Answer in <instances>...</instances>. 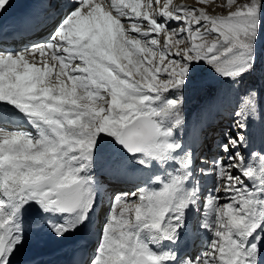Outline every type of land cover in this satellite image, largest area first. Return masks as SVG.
<instances>
[{"label":"snow or ice","instance_id":"6c2138e0","mask_svg":"<svg viewBox=\"0 0 264 264\" xmlns=\"http://www.w3.org/2000/svg\"><path fill=\"white\" fill-rule=\"evenodd\" d=\"M233 5L228 0L227 15H210L204 7L172 0H133L123 7L117 0H71L45 42L32 41L16 53L0 50V105L13 106L37 130L33 137L0 128V210L18 201L14 238L12 217L0 211V264H10L24 242L25 205L65 217L63 224L46 221L57 238L86 225L89 213L103 205L102 190L98 195L88 175L101 134L145 168L153 162L177 167L152 178L159 190L139 187L109 197L90 264H264V153L243 151L249 147L248 118H260L264 98L255 89L242 98L231 129L222 133L224 142L217 137L214 147L223 155L215 159L191 150L177 156L182 145L172 139L184 123L182 93L194 81L196 64L233 81L261 68L264 0ZM9 6L10 0H0V12ZM47 23L30 18L16 34L32 35ZM172 90L176 99L165 108L176 111L165 129L159 118L168 113L153 105ZM257 160L259 168L251 163ZM198 176L215 178L202 204ZM201 207L199 227L212 238L201 252H180L177 241L191 230L186 212ZM164 241L176 247H149Z\"/></svg>","mask_w":264,"mask_h":264},{"label":"rangeland","instance_id":"374dc122","mask_svg":"<svg viewBox=\"0 0 264 264\" xmlns=\"http://www.w3.org/2000/svg\"><path fill=\"white\" fill-rule=\"evenodd\" d=\"M10 1H11L10 4H12L14 2V0H10ZM107 1H110V3H111V0H107ZM120 1H121V3H120ZM120 1L117 0V4L118 5H121V7H122V5L124 6V3L133 2L132 0H128V1L127 0H123V1L120 0ZM101 2H102V5H103V3L106 2V0H102ZM145 2H146V0H141V3H145ZM243 2H244V0H234L233 7L235 6V4H239V3H243ZM106 3L108 4V2H106ZM160 3H163V1L160 2ZM186 3H187V6H189V7H193V6H195V7H204L208 11V13L210 15H227L228 12L230 11V9L228 7V0H204V3L203 4L198 3V0H186ZM172 4L173 5H180V0H172ZM153 7H156V5L154 4ZM104 9L106 10V8H104ZM141 10H143V9H141ZM159 38H160L161 42H163V40L165 39V34L164 33H160L159 34ZM169 43H171V41H169ZM258 50H259V54H260L261 68H258V70L255 73L245 74V75L241 76L239 78V80H237V85L235 86V89L237 90V87L240 86L241 93H239L237 91V99H238V101H237V99H235V101H234V102L237 103L235 105L236 111H237L239 105L242 102V98L244 96H246L247 93L250 90H252V89L257 90L260 93L261 97L264 98V70H262V69H264V32H262V34L260 36L259 44H258ZM225 80H227V79H224L221 76L217 75V73L213 70V68L210 67L209 65H207L206 63L201 62V63L195 65L194 81L182 93V95L184 97V103L182 105L181 111H182V114H183V121H184L185 124L183 123V126H182L183 129L179 127V128H176V129L173 130V137H172V139H174L175 141L179 142L182 145V149L179 152L175 153V155H177V156L183 155L184 152H186L188 150H191L193 152L194 149H196L195 147L193 148L190 144L187 145V143L188 142H191V140L196 139V135L197 134H199V133L201 134L202 133V129L205 126H207V124H208L210 118L213 116V114L217 116L216 119H217L218 124H214V126H213V127H215L216 130L219 129V127L222 128L229 121L233 120V119L226 120L225 117L222 115L224 109L221 108V107H219V106H217V107H219V109H221L223 111H217L216 108L215 109L210 108L211 110H206L205 109L206 106H207V104L213 105V101L218 98V96H219V90L223 86L222 84L224 83ZM245 85H246V87H245ZM217 90H218V92H217ZM213 92H214V94L212 95ZM169 99H176V92H175V90H172V91H170L168 93H165L160 98V100H158L153 106L156 107V108H158V109L165 108L166 101L169 100ZM208 99H210V100H208ZM218 100H219V98H218ZM220 100H221V96H220ZM191 105L195 106L196 107L195 109H198V111L195 112L194 115L188 120V117L190 115V114H188V112H189V107ZM6 107H10V109H11V107H13V106L6 105ZM12 109H14L15 111L17 110L15 108H12ZM165 111L168 114L167 115H164L162 118H159V119L161 120L162 126L165 129H167V128H169L171 126V124L174 121V116L172 115V113H174L176 110L175 109H166L165 108ZM215 111H216V113H215ZM16 112H19V111L17 110ZM195 115H199L200 118L203 117L201 119L199 118L198 120L203 121V119H205L206 122H205V124L204 123H201V125L197 124V127L198 128H195L194 131H192L191 130V124L194 121H196L195 120ZM258 115L260 117L259 118V123H261L259 126L262 129V131L264 132V123H263V119H262L264 117V102L261 103V106H260L259 114ZM249 118H250V116H249ZM28 122H29V120H28ZM29 124L31 125L30 122H29ZM210 124L212 125L213 122L210 123ZM31 128H32V125H31ZM224 128H225V126H224ZM26 129H30V128H23L20 132L23 133V130L26 131ZM210 129H211V126L209 125V128H208L207 132L210 133L212 139L208 141V144L212 143L213 138H216V136L218 135V130L217 131L214 130V132H213L214 134H211ZM10 132H13V131H10ZM17 132H19V131H17ZM25 133L29 134L28 133V130ZM31 133H32V131H31ZM35 136H37V132L36 131H35L33 137H35ZM108 140L109 139L107 138V135H104V134H101V136L98 138L97 144H96V149L94 151V154H97V155H94V157H93V166H92L91 171L89 172L90 174L88 173L89 176L92 177V176H94V175H92L93 172L100 173V171H101L102 175L97 178V182H98V184L100 186H103V185L106 186L107 185V182L108 181L104 178V174H107V177L109 178L110 182L112 180H114L113 178L116 176L117 173H119V175L121 176L120 178L125 179V178H127V175L125 176L123 174V172L126 174V172L128 171L127 169H129V168L132 167V166H130L131 164L129 163V160L132 157L129 156V154L125 151V149L120 144H118L114 138H112V140L110 142H107ZM223 142H224V140H223ZM198 145L199 146H202V142H200V144H197V146ZM214 145L215 144H213V143L211 144L212 151L210 152V154L213 155V156H216V155H218L219 148L218 147H214ZM121 150H123L122 155H118L117 157L115 156V157L112 158L113 155H111V152L113 154H115L117 152L119 153ZM200 150L201 149H197V152L200 151ZM106 152H108V153H106ZM103 153H106V155H100V154H103ZM247 153L249 154V152H247ZM247 153H246V155H248ZM220 155H223V154L220 153ZM200 156L201 155H199V157ZM133 158H136V157L133 156ZM133 160L136 161L137 158L136 159H133ZM197 162H199V159H197ZM259 165H260V162L258 161V165L256 164L255 167L258 168V167H260ZM156 167L159 168L161 166L159 164H156L155 162H153L147 168H145L143 166V171H141V174L143 175V178L145 180H146V177L149 176V173H152V175L150 177L151 184H152V178H154L155 176H160V175H157L160 172L158 171V169H156ZM176 167H177V165H176L175 162H169V163L165 164L163 166V169H161V171L163 170V173H164L163 175L161 174V177H165L166 173L173 171ZM197 167H200V164L199 163L197 164ZM112 168L113 169L116 168L117 173H115L116 171L113 172V169ZM125 170H127V171H125ZM97 173H94V174H97ZM113 173H115V174L113 175ZM135 175L137 176L139 174L137 173ZM197 178L200 180V183H201V192H203V194H204V195H201V204H202L203 197L205 195H207L210 190L214 189V187H215V178L214 177H204V176H198ZM207 179H210V183L209 184L206 183V180ZM92 180H93V177H92ZM128 181H129V179H128ZM130 183H131V180L129 182H127V183L121 184V186H123V187L126 186L127 188L126 189H118L117 188L116 191H119L120 193H122V192H125V191H128V190L130 191L132 188H134V186H143V187H146V186H144L145 185V181H143L140 184H135V185L130 184ZM204 183L206 184V186H205ZM109 185H113V184H109ZM109 185H107V186H109ZM153 185H155V188H158V189L150 188L148 186L149 189L159 190L160 185L154 184V183H153ZM248 186H250V185H248ZM100 190L107 192V190L105 188H100L98 190V194H101L100 193ZM110 191L111 190H108V192H110ZM119 192L113 193V194L109 195V197L110 196L111 197H114L116 194H119ZM110 193H112V191ZM107 194L108 193H106L103 198H105L107 196ZM0 199H1V195H0ZM104 201H105V199H104ZM110 202L111 201L109 199V201L107 203V206H105L103 208L102 213L97 218V222H98V229L97 230H99L100 228H102V227H100V223L102 221L103 222H102V225L101 226H103V223H104L105 217L107 215V211H108V205H109ZM6 203H7V200H6ZM12 205H13V202H12L11 206H9V207H12ZM25 208L28 209V210H26V211L24 210L25 212L22 213L23 214V217H25V215H26V217H28V216L30 217V216L35 215V212H40L39 209H38V207L34 203L29 204V208L26 205ZM194 210L195 209H193V208H189L187 210V212L190 215L188 216V218H186V220L187 219L193 220L194 229L198 232V235L199 236H203L204 237V242L208 240L207 241V243H208L211 240V238H212L211 237V234L208 233V232H206V231L201 230L200 227H199V222H198V221H200L202 219V214L201 213H202L203 209L201 207V211L200 212H197L195 210V214L190 213V212H193ZM56 216H58V215H56ZM186 217H187V213H186ZM82 227H83V224H82ZM82 227L80 228V230H78L77 233H75V232H69V233H67L63 238H69V239H67L65 241L58 242L57 244L60 245V244L65 243V242L66 243L69 242L68 240L72 239L76 234H78L79 232L82 231V229H83ZM145 231L148 233L147 230H145ZM99 232L100 231H97V233H99ZM42 235L44 237H46L44 240H45V242H48V246L50 244H53V243H55V242H57L59 240L58 238L55 237V234H53V233H49V234L43 233ZM198 235L196 233L195 236L198 237ZM146 238H148V237L146 236ZM181 238H183V237L181 236ZM200 238L201 237H198V239H200ZM205 238H208V239H205ZM30 239H32V237ZM145 241L147 242V239H145ZM27 242H28V238H27V241L24 244H22V245L19 246V249H21V246H27L28 248H30L31 250H33V251H30L29 252V254H34L33 256L27 255L28 257H31V258H33L34 256H36L35 254L38 253L40 250H43L44 248H46L45 243L43 244V241H41L40 243L37 242V244L35 242H33L32 240H30L28 244H27ZM169 244L170 243L168 241H164L162 243L163 246H167ZM177 244H178V241H177ZM153 245L155 246V248L159 252L160 251L159 250V247H157V245H155V243L149 244V247L151 248V250L156 251V249H154L152 247ZM205 246H206V244L203 243V245L197 249L198 252H201L203 250L202 247L205 248ZM178 247H179V250H180V248L182 247V245L181 246H178ZM48 249H45L44 251H41V252H39L37 254L38 256H37L36 263L38 261L43 260L45 258V257H42V258H40V257L42 255L46 256V254H47L46 252H49L50 251V249L49 250ZM27 256H25V258Z\"/></svg>","mask_w":264,"mask_h":264},{"label":"bare ground","instance_id":"6f19581e","mask_svg":"<svg viewBox=\"0 0 264 264\" xmlns=\"http://www.w3.org/2000/svg\"><path fill=\"white\" fill-rule=\"evenodd\" d=\"M31 0H14V2L12 3V4H10V6L6 9V11H4V12H0V25L1 26H5L6 24H8L10 21H11V19L14 17V15L17 13V11L18 10H20L21 8H23L24 6H25V4H27L28 2H30ZM102 1V0H101ZM98 2V3H102V2ZM120 1V0H119ZM123 1V0H122ZM128 1V0H127ZM133 1V0H132ZM163 0H160V2H162ZM11 2V1H10ZM107 2V1H106ZM103 3V4H107V3ZM110 2V1H109ZM94 3H97V2H95L94 1ZM120 3H121V1H120ZM128 3V2H127ZM186 3V0H180V5H184ZM185 5H187V3L185 4ZM119 6H121V5H119ZM122 7H123V5H122ZM102 10H104V11H107L108 9H104L103 7H102ZM215 14V13H214ZM0 50H6L5 48H3V47H0ZM235 83V82H234ZM220 96H221V100H220ZM218 98H219V100L221 101H219L218 100ZM218 98L216 99V100H214L213 101V105H210V104H207V106H206V110H211L210 108H212V109H217V111H223V110H221V109H219V107H221V108H223L224 109V111H223V113H222V115L225 117V119L226 120H229V119H233L232 118V113H234L235 111H236V107H235V105L237 104L236 102H234L235 101V99H237V91H236V89L234 88V85H233V83H232V80H229V79H227L226 80V84H225V86H222L221 88H220V90H219V96H218ZM225 106H224V105ZM223 107H222V106ZM217 106H219V107H217ZM12 108H14V107H11V109H10V107H6V105H0V125H6V126H11V127H13L14 129H16V130H19L20 129V131L23 129V128H30L29 130H31L32 131V133H29L30 135H32V136H34V133H35V129L33 128V126H32V128H31V125L29 124V122H28V120H27V118L23 115V113H20V112H16L14 109H12ZM205 110V111H206ZM204 113V112H203ZM202 113V114H203ZM215 113H216V111H215ZM7 115V116H9V117H12V116H14L15 118H16V123H14V122H9V121H6L5 120V118H3L2 116L3 115ZM219 114V113H218ZM200 117H199V115H195V120L196 121H194L192 124H191V130L192 131H194V129L195 128H198L197 127V124H199V125H201V123H202V121L201 120H198ZM201 118H203V117H201ZM200 118V119H201ZM212 119L210 118V120L209 121H211ZM6 122H8L9 124H7ZM214 122V121H213ZM211 123V122H210ZM247 123H248V132H247V135H248V139H249V142L250 143H252V145H253V150H258V151H261L262 153H264V151H263V149H262V147H261V144H260V142L262 143V141H261V139L262 140H264V132L262 131V129L260 128V124L261 123H259V119H256V120H254V119H252L251 117L248 119V121H247ZM216 124H218V122L216 123ZM210 126H211V124H210ZM256 127V128H255ZM207 128V126H205L203 129H202V131H204L205 129ZM19 131V132H20ZM24 131L25 130H23V133H24ZM10 132V131H9ZM13 132H17V131H13ZM258 132V133H257ZM193 133V132H192ZM200 134V133H199ZM199 134H197V136L199 135ZM214 134V133H213ZM254 134L256 135L257 134V137H255L254 138ZM201 135V134H200ZM207 135H208V137H209V139L211 140L212 139V137H211V135H210V133L209 132H207ZM213 136V135H212ZM214 137V136H213ZM107 138L109 139L107 142H110L111 140H112V137H109V136H107ZM200 142L201 141H199L198 139L196 140V139H194V140H191V142H188L187 143V145L188 144H190L193 148L195 147L196 149L198 148V147H200L199 145L197 146V144H200ZM207 146V145H206ZM103 147V146H102ZM99 149V148H98ZM101 150V149H100ZM252 150V151H253ZM211 151H212V149H211ZM122 152H123V150H121L119 153L117 152V153H115V154H113L112 152H111V155H113L112 156V158L113 157H117L118 155H122ZM249 152V151H248ZM106 153H108V152H106ZM106 153H103V154H100V155H106ZM247 153V152H246ZM248 154V153H247ZM94 155H97V154H94ZM130 156V155H129ZM132 158H130V160H129V163L131 164L130 166H132L131 168H129V169H127V170H125V171H127L126 172V175H127V179H129V181L131 180V179H134L135 177H136V175L135 174H139V175H141V171H143V166L142 165H139L136 161H134L133 159H136V158H133V156H131ZM111 159V158H110ZM132 159V160H131ZM113 169V168H112ZM115 169V170H114ZM113 169V172L114 171H116L115 173H117V170H116V168H114ZM115 173H113V175L115 174ZM90 174V173H89ZM88 174V175H89ZM139 175H137V177L136 178H139ZM151 175H152V173H149V178L151 177ZM154 176V175H153ZM92 177H94V176H92ZM108 178V177H107ZM109 179V178H108ZM114 179V178H113ZM128 181V182H129ZM123 183H127L126 181H124V182H119V184H117V183H114L113 185H109V186H107L105 189L107 190V193L109 194V192H108V190H111V191H114V190H116L117 188L118 189H126L127 187L125 186V187H123V186H121V184H123ZM206 183L207 184H209L210 183V179H207V181H206ZM102 188V187H101ZM104 188V187H103ZM96 191H97V193H98V190L97 189H95ZM98 195H100V194H98ZM107 197V196H106ZM106 197L105 198H103V199H105V201L103 200V205L102 206H97L95 209H94V211H95V214L93 215V212H91L90 213V215H89V217H90V219L88 220V221H86V225H84L83 224V229H82V231L81 232H79L78 234H76L72 239H70V240H68L69 242H65V243H62V244H56V245H54L53 247H51V248H49L50 249V251L49 252H46L47 254H46V256H44V255H42L40 258H42V257H45L43 260H40V261H38L37 263H36V260H37V256L38 255H36V256H34L33 258H31V257H28L27 255H29V252L30 251H33V250H31L30 248H28L27 246H21V249H19V246L20 245H18V248H17V251H16V253H15V256L13 257V259H12V261L10 260V264H50L51 262H52V260L53 259H56V257L55 256H58L60 253H62L66 248H70V249H74L75 248V244H77L78 242H80L79 240L81 239V238H84V237H87V239H91V238H94L95 236L97 237L98 235V233H97V231H99V230H97L98 229V222H97V218H98V216H99V214H98V212H100V214L102 213V210H103V208L106 206V202H107V200H106ZM1 199H5L2 195H1ZM13 202V205H12V207H6L5 209H2V210H0V211H2L3 212V214L5 215V216H10V217H12V223L9 225V228L11 229V235H12V237H13V235L14 234H17L16 233V230H15V224H16V217L13 215V211H14V207L18 204V201H16V200H13L12 201ZM26 207V205L23 207V209H21V213H20V216L21 217H23V212H24V210L26 209L25 208ZM26 216V215H25ZM39 217H34V219L32 220V222L33 223H31L29 226L30 227H32V226H34L35 224L34 223H36V222H40V220L41 219H38ZM54 218H56V215H52V214H48V215H45V217H44V220H51V221H53L54 220ZM26 219H23V220H21L20 219V223H21V225H22V228H23V226H24V221H25ZM185 224H186V222H185ZM186 226H187V224H186ZM186 232H188V231H184L183 232V234H182V237H185L186 235H187V233ZM97 233V234H96ZM141 235H142V237L143 238H145V239H147L148 240V238H149V236H150V233L148 232H146L145 230L141 233ZM146 236L148 237V238H146ZM26 237V235L24 234V238ZM195 245H194V248H193V250L194 249H198L199 247H201V245H200V239H198L197 238V236H195ZM27 241V237H26V239H24V242L22 243V244H24L25 242ZM21 244V245H22ZM151 244H153V243H151ZM59 245V246H58ZM156 245V244H155ZM203 245V244H202ZM47 247V246H46ZM158 247V246H157ZM169 247H172L170 244L169 245H167V246H163V245H160L159 246V250L160 251H167L168 250V248ZM48 249V250H49ZM44 251V250H43ZM180 252H182L183 251V253H186L185 251H184V248H183V246L180 248V250H179ZM193 253H194V251H192ZM28 253V254H27ZM25 256H27L26 258H25ZM46 259V260H45Z\"/></svg>","mask_w":264,"mask_h":264}]
</instances>
